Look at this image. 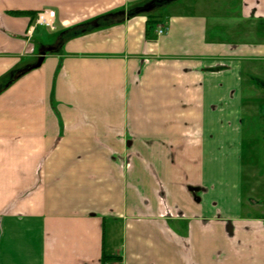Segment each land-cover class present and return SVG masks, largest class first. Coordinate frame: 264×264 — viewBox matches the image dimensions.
Instances as JSON below:
<instances>
[{"label":"crops","instance_id":"obj_1","mask_svg":"<svg viewBox=\"0 0 264 264\" xmlns=\"http://www.w3.org/2000/svg\"><path fill=\"white\" fill-rule=\"evenodd\" d=\"M257 80L264 0H0V264H264Z\"/></svg>","mask_w":264,"mask_h":264},{"label":"built area","instance_id":"obj_2","mask_svg":"<svg viewBox=\"0 0 264 264\" xmlns=\"http://www.w3.org/2000/svg\"><path fill=\"white\" fill-rule=\"evenodd\" d=\"M35 22L39 26H43L50 31H56V11L54 10H41L37 13ZM166 33V30L164 28H161L158 30V35L162 36ZM33 34V29H30L28 31V37H31Z\"/></svg>","mask_w":264,"mask_h":264},{"label":"trees","instance_id":"obj_3","mask_svg":"<svg viewBox=\"0 0 264 264\" xmlns=\"http://www.w3.org/2000/svg\"><path fill=\"white\" fill-rule=\"evenodd\" d=\"M13 13L19 14V15H30L33 18V20H35V18H36V14L34 12H13ZM152 23H154V20H152V18H150L148 20V27H150ZM257 82L260 85H264L263 80H257ZM117 259L118 258H116V257H110V256L104 255L103 256V263L105 264L108 261H117Z\"/></svg>","mask_w":264,"mask_h":264},{"label":"rangeland","instance_id":"obj_4","mask_svg":"<svg viewBox=\"0 0 264 264\" xmlns=\"http://www.w3.org/2000/svg\"><path fill=\"white\" fill-rule=\"evenodd\" d=\"M162 12L163 11H158V12H153V15H156V14H162ZM164 13V12H163ZM166 13H164V15H165ZM152 18V17H151ZM57 26V25H56ZM58 27V26H57ZM44 30L45 31H47V32H51L49 29H47V28H44ZM52 33V32H51ZM259 87H262V89L264 88L263 86H261V85H259ZM261 89V90H262ZM264 96V95H263ZM264 99V98H263ZM264 101V100H263ZM263 104H264V102H263ZM263 114H264V112H263ZM260 140V142H259V144H258V147H257V152L258 151H260V149H261V147H263L262 149H264V134H262V137H261V139H259ZM261 147H260V146ZM248 156H249V153H247V155H245V158H248ZM258 211H260L261 209H257Z\"/></svg>","mask_w":264,"mask_h":264},{"label":"water","instance_id":"obj_5","mask_svg":"<svg viewBox=\"0 0 264 264\" xmlns=\"http://www.w3.org/2000/svg\"><path fill=\"white\" fill-rule=\"evenodd\" d=\"M45 55H46V52H43V53H42V57L39 59L37 65H36L35 67H39V66H41V64H42L43 61H44V56H45Z\"/></svg>","mask_w":264,"mask_h":264}]
</instances>
